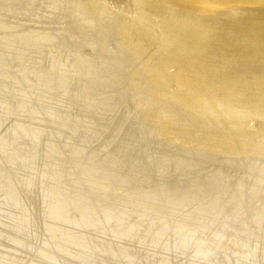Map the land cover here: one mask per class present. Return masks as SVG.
Segmentation results:
<instances>
[{"label": "bare ground", "instance_id": "bare-ground-1", "mask_svg": "<svg viewBox=\"0 0 264 264\" xmlns=\"http://www.w3.org/2000/svg\"><path fill=\"white\" fill-rule=\"evenodd\" d=\"M0 264H264V0H0Z\"/></svg>", "mask_w": 264, "mask_h": 264}, {"label": "rangeland", "instance_id": "rangeland-1", "mask_svg": "<svg viewBox=\"0 0 264 264\" xmlns=\"http://www.w3.org/2000/svg\"><path fill=\"white\" fill-rule=\"evenodd\" d=\"M235 168H236L235 166H221L219 169V172L215 173L213 177H210L209 181H215L214 182L215 184H217V183L223 184L226 180H228L232 176L231 174H233V173L230 172V170H233ZM214 177H220V179L214 180L213 179ZM223 178H225V179H223ZM195 187L196 186H193V188H195ZM196 188H199V186H197ZM166 195H167V198H169L170 196H175L176 194L169 192ZM172 208H175V210H176V207H172ZM185 231H187V230H185ZM185 231H183V229H182L180 233L182 234Z\"/></svg>", "mask_w": 264, "mask_h": 264}]
</instances>
